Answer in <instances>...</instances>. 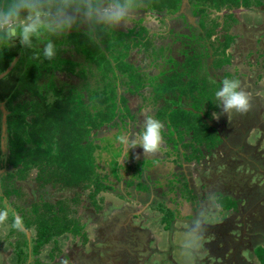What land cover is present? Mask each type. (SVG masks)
<instances>
[{"label":"rangeland","instance_id":"obj_1","mask_svg":"<svg viewBox=\"0 0 264 264\" xmlns=\"http://www.w3.org/2000/svg\"><path fill=\"white\" fill-rule=\"evenodd\" d=\"M260 1L251 7L237 0L210 8L199 0H183L173 10L142 3L127 28L91 34L109 55L113 77L106 81L84 48L53 38L56 55L49 60L43 54L47 38L33 41L32 55L44 62L42 74L35 81L29 74L16 98L9 100L4 91L0 95V211L7 212L0 222V264H264L255 251L264 248V37L257 33L259 40L251 47L257 31L239 32L243 20H258L254 24L261 27L255 14L256 6L264 10ZM71 31L88 29L78 25ZM7 46L0 43V49ZM122 60L129 64L127 71L119 64ZM225 78L239 80L251 94L250 110L233 112L230 122L227 114L212 119L223 111L215 93ZM108 83L110 101L128 113L92 126L80 143L81 157L89 156L93 178L102 182L97 190L91 179L77 181L72 170L58 167L57 143L49 132L60 125L57 110L42 117L30 111L41 97L52 102L57 94L66 98L71 93V107L81 105L73 112L84 107L97 113L96 96L89 89ZM19 104L25 107L13 117L20 123L16 131L25 130L27 122L35 127L31 137L20 132L24 141L16 153L28 147L59 173L45 174L41 163L15 165L10 159L12 129L6 126ZM175 108L185 109L199 128L219 139L212 143L200 133L204 141L199 142L185 126L169 127L165 119ZM148 116L164 129L159 151L146 155L142 147L132 148L119 138L134 139ZM227 201L233 206L225 207ZM16 216L22 218V230L12 227ZM42 217L52 231L68 224L75 232L52 236L33 252ZM135 217L137 226H130ZM142 223L152 227L142 226L141 232ZM128 238L147 249L124 252Z\"/></svg>","mask_w":264,"mask_h":264},{"label":"trees","instance_id":"obj_2","mask_svg":"<svg viewBox=\"0 0 264 264\" xmlns=\"http://www.w3.org/2000/svg\"><path fill=\"white\" fill-rule=\"evenodd\" d=\"M183 0H142V3L146 6L158 9V10H165V9H171L176 8L178 3L180 2V5ZM203 5H207L210 8L211 7H221L224 4H226L228 1L237 2V0H199ZM254 0H243V3H237L239 5H246L250 6L253 4ZM260 0H255V4H260ZM62 39L68 43L75 45L77 47L84 48L86 54L91 58L92 61L95 62V64L100 68L101 74L100 79L103 81H106V77H113V71L111 70V64L109 60V55L105 54L104 50H100V43L95 40V38H92L91 35L85 32L81 31H70L68 34L61 36ZM56 39V38H54ZM31 48V49H30ZM25 48L21 46L20 44L12 46H7L5 48L0 49V74L1 72L5 71L8 66H10V62H13L15 59H13L15 56L19 57L20 59L17 61L15 60V63L11 70L4 73L2 76H0V95L5 93L9 100L14 99L17 97V93H20L21 87L25 85L24 79H27L29 74L33 76V80H38L41 68L44 66L43 63H38V55H32L33 51L32 48ZM18 55V56H17ZM29 64H32L34 67L32 70H28ZM119 64L123 66L124 71H127L128 69L126 66L127 64L125 61H119ZM68 70L73 71V67H68ZM42 74V73H41ZM7 82L12 83L9 88L7 87ZM100 82V80H99ZM187 85V84H186ZM110 84H105L102 87H96L91 90V96L95 94L96 96V105L99 107V111L96 113L89 111L88 109H85L84 107L79 108L76 112H73L74 108H77L81 105L73 103V107H71V100L69 99L70 96L72 97L71 93L68 94V97H61L57 94L55 97L56 99L52 102L46 101V98L41 97L40 99H37L33 104H31L33 107L30 112L32 114L35 113L36 117H42V113H47L51 111H56L59 116L60 125H56L54 131H49L52 133V139L55 140L57 143L58 151L54 155V157L57 160H60V163L58 167L63 168L65 167L68 170H72L74 175L77 177V181L79 180H88L91 179L94 186L97 188V190H100L99 184L102 183L100 179L93 178L94 170L91 167V161L89 160V156L81 157V151L83 149L80 147V143L84 142V137L91 133V127H95L98 124H104L112 121L115 116H119L120 119L125 118L128 113L127 108H123L122 106H118V108L115 106L114 102H111V88ZM8 88V89H7ZM20 89V90H19ZM32 91L37 90L36 85L32 86ZM72 92V91H71ZM59 93V92H58ZM93 93V94H92ZM95 98V97H94ZM83 105V104H82ZM84 106V105H83ZM24 105H16V108L13 109L14 112L12 115H10V119L8 120L6 128L12 129L11 132V138H9L8 142L10 143V153L12 159L14 161L13 164L22 163L23 165H29L31 163L40 164L39 169L40 171L44 172H51V173H59V169L54 166L55 164L49 163L48 159H44L42 155L39 153L36 154L34 151H31L30 149L27 150H18V154L16 153V148L19 147V142H23L24 139L21 134H25L27 138L30 136H33V127H35L31 122H27L25 124V128L22 127L21 129H25L23 131H16L17 128H20V123H15L14 116L19 115L20 116V110L22 108L24 109ZM102 107V109H101ZM120 107V108H119ZM85 109L84 112L80 113L81 109ZM118 109L121 110V113L119 114ZM123 111V113H122ZM27 115V114H26ZM23 119L26 121L25 117L23 116ZM168 122V126L171 127H179V126H185L186 129L192 130L193 132V138L195 140H198L199 142H203L204 139L202 138L201 134H204L205 137L208 136L210 138V141L213 143L214 141L219 139V135H215L212 137L209 133H207V129L203 126L199 128L198 123H196V118H192V116L188 113H186L185 109H179L175 108L174 111H171V114H169V117L165 119ZM90 124V126H89ZM1 130V128H0ZM204 131V133H202ZM21 132V134H20ZM201 133V134H200ZM197 136V138H196ZM23 140V141H22ZM33 142H37L36 140H33ZM211 143V144H212ZM214 145H210L208 142V147H212ZM2 148L0 147V155L2 154ZM85 150V149H84ZM68 154V159H63L62 155ZM80 155V156H79ZM23 156V158H20ZM40 156V157H39ZM61 158V159H59ZM15 164V165H16ZM51 164V166H50ZM46 171V172H45ZM40 178L43 181L47 182V178L40 175ZM81 178V179H78ZM51 179L48 178V181ZM94 180V181H93ZM73 183V182H72ZM97 183V184H95ZM97 185V186H96ZM102 187H104L103 184H101ZM96 191V189H95ZM232 203L228 202L224 205L225 207L233 206ZM52 207V206H50ZM169 218L174 219V213L169 212V209H167ZM49 212H51V208L49 209ZM41 215V214H40ZM44 216V215H41ZM164 221V216L162 217ZM43 222L40 226L37 225L36 230V240L34 242V248L33 252L37 251V248L42 246L44 243L48 242L52 236H56L57 234H62L64 232H75V229L71 228L68 224H61L58 226L56 231H52L51 226H49V223H47L43 217ZM50 228V229H49ZM76 230L79 232V228L76 227ZM256 254L260 262L264 263V248L257 247L256 248ZM28 252L26 253V255Z\"/></svg>","mask_w":264,"mask_h":264},{"label":"clouds","instance_id":"obj_3","mask_svg":"<svg viewBox=\"0 0 264 264\" xmlns=\"http://www.w3.org/2000/svg\"><path fill=\"white\" fill-rule=\"evenodd\" d=\"M140 7L142 0H0V43L6 46L18 43L30 48L34 40L47 38L43 54L51 60L56 55L53 38L68 34L78 25L87 26L90 35L127 28ZM215 96L223 111L213 113L214 120L227 114L230 122L233 112L246 114L251 108V94L242 89L237 79L225 78ZM163 129L162 122L148 116L143 122V131L134 139L127 135L119 139L132 148L142 147L146 155L155 154L163 141ZM6 217L7 212L0 211V222L5 221ZM12 227L22 230V218L16 216Z\"/></svg>","mask_w":264,"mask_h":264},{"label":"crops","instance_id":"obj_4","mask_svg":"<svg viewBox=\"0 0 264 264\" xmlns=\"http://www.w3.org/2000/svg\"><path fill=\"white\" fill-rule=\"evenodd\" d=\"M257 12H259V11H257ZM256 15H258L259 16V20H261V23H259V24H261V27L260 28H258V24H254L256 21H258V20H256V21H253V22H250V24H248L246 21H242V22H240L239 23V25H240V27H239V32H246V31H248L250 34H253L254 32H255V30L257 31L255 34H254V36H253V38L251 39L252 41H251V44H252V46L251 47H253V43L254 44H256V41L254 40V39H256L257 40V42H258V36H257V33H261L262 34V36L264 37V10H260V13H255ZM249 25H251V26H249ZM251 28V29H250ZM256 36V37H255ZM251 37V36H250ZM253 42V43H252ZM132 218V217H131ZM134 222H139V219H137L136 217L135 218H133V220L131 219V222L129 223V224H131L130 226H137ZM148 223H142L141 225H140V227L139 228H141V232H143L142 231V226H146ZM138 226H139V224H138ZM152 227V224L151 223H149L148 224V227ZM128 228H131V227H128ZM149 230H150V228H149ZM138 231V230H137ZM136 231V232H137ZM155 238H156V236H154ZM107 239H108V237H106ZM152 239H153V237H152ZM154 240V239H153ZM125 242H123V247H124V252H126V253H131V254H135V253H140L142 250H145V249H147L146 247H143V245L142 246H139V245H137V244H135L134 243V240L133 239H131V238H128V239H125L124 240ZM134 243V244H133ZM154 244H153V242H151L150 244H149V247H151L152 248V246H153ZM168 247V246H167ZM131 254H128L129 255V257H130V255ZM131 258V257H130Z\"/></svg>","mask_w":264,"mask_h":264},{"label":"water","instance_id":"obj_5","mask_svg":"<svg viewBox=\"0 0 264 264\" xmlns=\"http://www.w3.org/2000/svg\"><path fill=\"white\" fill-rule=\"evenodd\" d=\"M16 60V59H15ZM15 60L13 62H11L10 66L6 69V72H8L14 65ZM3 74H1L0 76H2Z\"/></svg>","mask_w":264,"mask_h":264},{"label":"flooded vegetation","instance_id":"obj_6","mask_svg":"<svg viewBox=\"0 0 264 264\" xmlns=\"http://www.w3.org/2000/svg\"><path fill=\"white\" fill-rule=\"evenodd\" d=\"M262 6V5H261ZM257 11H259V12H257V13H260V10L258 9V7L256 6V8H255ZM189 131H192V130H189ZM193 133V132H192ZM182 135V134H181ZM181 137H183V136H181ZM183 154V153H182ZM151 240H153L152 238H151Z\"/></svg>","mask_w":264,"mask_h":264}]
</instances>
